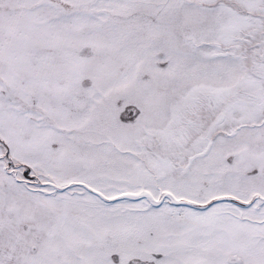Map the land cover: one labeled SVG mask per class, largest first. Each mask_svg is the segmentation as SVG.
Listing matches in <instances>:
<instances>
[{"label": "rangeland", "instance_id": "374dc122", "mask_svg": "<svg viewBox=\"0 0 264 264\" xmlns=\"http://www.w3.org/2000/svg\"><path fill=\"white\" fill-rule=\"evenodd\" d=\"M0 264H264V0H0Z\"/></svg>", "mask_w": 264, "mask_h": 264}, {"label": "water", "instance_id": "95a60500", "mask_svg": "<svg viewBox=\"0 0 264 264\" xmlns=\"http://www.w3.org/2000/svg\"><path fill=\"white\" fill-rule=\"evenodd\" d=\"M225 199H227V198H225ZM233 199V198H232Z\"/></svg>", "mask_w": 264, "mask_h": 264}, {"label": "bare ground", "instance_id": "6f19581e", "mask_svg": "<svg viewBox=\"0 0 264 264\" xmlns=\"http://www.w3.org/2000/svg\"><path fill=\"white\" fill-rule=\"evenodd\" d=\"M221 121V120H220Z\"/></svg>", "mask_w": 264, "mask_h": 264}]
</instances>
